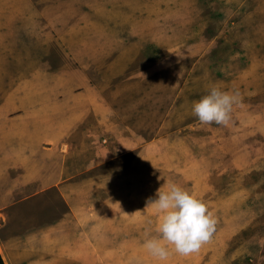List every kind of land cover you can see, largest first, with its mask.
I'll return each mask as SVG.
<instances>
[{"label":"rangeland","instance_id":"rangeland-1","mask_svg":"<svg viewBox=\"0 0 264 264\" xmlns=\"http://www.w3.org/2000/svg\"><path fill=\"white\" fill-rule=\"evenodd\" d=\"M211 86L241 95L228 126L192 114ZM172 183L217 224L161 262ZM0 255L264 264V0H0Z\"/></svg>","mask_w":264,"mask_h":264},{"label":"clouds","instance_id":"clouds-1","mask_svg":"<svg viewBox=\"0 0 264 264\" xmlns=\"http://www.w3.org/2000/svg\"><path fill=\"white\" fill-rule=\"evenodd\" d=\"M234 106H242L238 91L211 86L206 95L193 101L192 114L202 125L228 126ZM156 195L157 199L147 202V208L158 216L156 235L146 233L143 243L153 258L167 261L169 246L180 256H188L211 241L217 220L205 203L175 183L164 185Z\"/></svg>","mask_w":264,"mask_h":264},{"label":"trees","instance_id":"trees-1","mask_svg":"<svg viewBox=\"0 0 264 264\" xmlns=\"http://www.w3.org/2000/svg\"><path fill=\"white\" fill-rule=\"evenodd\" d=\"M0 264H4L1 255H0Z\"/></svg>","mask_w":264,"mask_h":264},{"label":"crops","instance_id":"crops-1","mask_svg":"<svg viewBox=\"0 0 264 264\" xmlns=\"http://www.w3.org/2000/svg\"><path fill=\"white\" fill-rule=\"evenodd\" d=\"M70 118V117H69Z\"/></svg>","mask_w":264,"mask_h":264}]
</instances>
